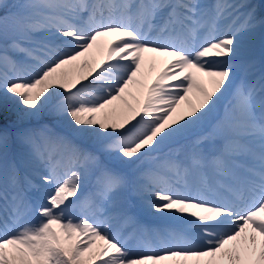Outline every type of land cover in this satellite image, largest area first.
Returning <instances> with one entry per match:
<instances>
[{
    "label": "snow or ice",
    "instance_id": "obj_1",
    "mask_svg": "<svg viewBox=\"0 0 264 264\" xmlns=\"http://www.w3.org/2000/svg\"><path fill=\"white\" fill-rule=\"evenodd\" d=\"M11 7L0 17V264H264V74L249 79L245 59L255 12L237 27L247 5L232 0ZM225 98L211 131L178 143ZM46 110L83 143L27 126ZM38 167L54 188L34 207ZM130 198L179 223L129 230Z\"/></svg>",
    "mask_w": 264,
    "mask_h": 264
},
{
    "label": "rangeland",
    "instance_id": "obj_2",
    "mask_svg": "<svg viewBox=\"0 0 264 264\" xmlns=\"http://www.w3.org/2000/svg\"><path fill=\"white\" fill-rule=\"evenodd\" d=\"M17 2H18V0H0V3L8 5V7L0 8V10L1 11L5 10V14H7L8 12H11V11H15V9H13L11 7V5H13V4L17 3ZM234 2L237 3V4L244 3V4L247 5V7L240 9V15L238 16V18L235 21V24H236L237 27L244 20V15L243 14L247 13L249 11H254L255 12L256 19H257V22H258L257 27H255V29L252 30L250 33L246 34L247 35L246 55H247V53L251 51V48H253L255 46H258V47H263L264 46V25H260L259 24V21L262 20L259 17V15H260V12H262L264 10V0H235ZM257 12H259V14H257ZM0 43H3V41H0ZM10 55H11V53H10ZM49 115H50L49 112L46 110L45 113L43 114V116L39 120H35L36 121L35 124L30 123L27 126L33 127L34 125H41V126L42 125H47V124H44L42 122H43V120H47L46 117L49 116ZM50 121L53 124H58V125L61 124L59 122V120L57 118H55V117L53 119H51ZM81 143H83V142H81ZM70 164H71V162H70ZM68 166H69L68 168H71L72 170H74L73 169V162H72V167H70L71 165H68ZM75 170L82 171L81 169H75ZM37 173L38 172L35 171L33 174H37ZM90 177L94 178V183H92V185H89V178ZM96 178H97V173H95V172L89 173L87 175V177L84 180H82L81 191H80V193L78 195H81L82 193H85L86 194V198H87L94 191L95 184H96ZM84 187H86V188L83 189ZM31 197H33V196H31ZM36 199H37V197L36 198L33 197V199H32L34 207H35ZM75 199H76L75 197L72 198V200H75ZM77 209L78 208H76L75 212L72 211L70 214L75 220L78 221L79 219H81L83 217H82L81 211H79V213L77 214ZM34 219L38 220L40 218L38 216H34Z\"/></svg>",
    "mask_w": 264,
    "mask_h": 264
},
{
    "label": "bare ground",
    "instance_id": "obj_3",
    "mask_svg": "<svg viewBox=\"0 0 264 264\" xmlns=\"http://www.w3.org/2000/svg\"><path fill=\"white\" fill-rule=\"evenodd\" d=\"M87 2H88L89 4H92V3H96L97 0H87ZM255 53H260V51L255 49ZM247 61H249V60H247ZM239 79H240V75H237L236 81L239 80ZM226 99H227V98H225V100H226ZM182 105H184V104L182 103ZM222 110H224L223 103H222L221 106L219 107L218 112H219V111H222ZM216 114H217V113H216ZM216 114H214V115H213L212 117H210V118H215ZM210 118H209V119H210ZM64 128L69 129V128H68V125H67L66 123H65V127H64ZM201 128H202V129H207L208 131H211L212 128H213V125H210L209 122H208V120H207V121H205L204 123H202V124H200V125H197V126L193 127L191 130H189V131L185 134L184 137H182V138L184 139V141H186V142H184V144H185V145H189V144H191V139L194 140V139H197L198 137H200L199 135H195V136H194V131L197 130V129L199 130V129H201ZM53 131L56 132V133H60V131H59L58 129H56V128H53ZM196 134H197V133H196ZM64 135L69 136V135L66 134V133H64ZM69 138L72 139L70 136H69ZM72 140H74V139H72ZM73 142H75V141H73ZM205 148L207 149V148H209V146H208V145H205ZM62 156H63V155H58V157H62ZM101 159L104 161V163L109 164V166H113V165H110V163L107 161V159L105 158V156H102ZM68 175H70V172H69ZM90 179H91V178H90ZM40 182L42 183V185H44V186L46 187V188L44 189V191L42 192L43 194L41 195V197L44 198V197L46 196V194L48 193L49 189L52 188V185H46V184H44V183L42 182L41 179H40ZM139 209H140L142 212L147 213V212L143 211L140 207H139ZM151 215H153V214H151ZM189 219H191V218H189ZM166 221H169L170 223H174V222H175V224H178V223H179V222H176V221H171V220H169V219H166ZM157 223H160V222H157ZM137 224L140 225V222H137ZM155 226H156V224H150V227H155ZM160 226H162V225H160Z\"/></svg>",
    "mask_w": 264,
    "mask_h": 264
}]
</instances>
